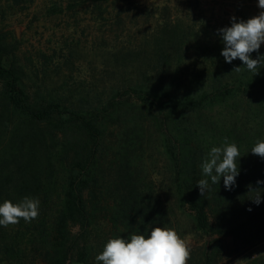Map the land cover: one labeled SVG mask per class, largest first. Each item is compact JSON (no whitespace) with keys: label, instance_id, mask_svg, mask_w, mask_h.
<instances>
[{"label":"trees","instance_id":"16d2710c","mask_svg":"<svg viewBox=\"0 0 264 264\" xmlns=\"http://www.w3.org/2000/svg\"><path fill=\"white\" fill-rule=\"evenodd\" d=\"M105 2L67 0L48 9L51 16L74 17L80 11L101 16ZM123 11L130 10L117 12L110 18L114 22L101 18L111 24L115 44L89 48L70 37L28 65L17 55V38L11 43L0 31V204L19 203L25 196L40 201L38 218L0 226L2 262L87 264L100 214L139 233L164 226L167 202L191 215L209 239L203 264H219L226 241L236 249L264 248V183L257 184L264 181V159L251 153L264 141V65L253 75L239 59L227 63L221 35L204 60V43L183 40L167 25L134 42L125 33ZM195 33L197 38L200 32ZM91 49L104 62L92 63V72L81 77L87 64L80 56ZM258 56H264L261 48L251 54ZM214 110L228 111L227 126L200 118ZM130 124L149 126L158 136L167 174L159 185L145 181L127 146L117 202L110 207L100 176L106 135L114 125ZM225 137L244 147L231 190L223 177L211 184L200 167ZM201 179L210 183L203 196ZM258 196L259 205L253 202Z\"/></svg>","mask_w":264,"mask_h":264},{"label":"rangeland","instance_id":"374dc122","mask_svg":"<svg viewBox=\"0 0 264 264\" xmlns=\"http://www.w3.org/2000/svg\"><path fill=\"white\" fill-rule=\"evenodd\" d=\"M63 1L23 0L17 5L13 0H0V31L7 33L11 43L15 44V37L17 38L19 49L16 52L24 64L28 65L29 60L37 63L41 52L51 55L52 50L57 47L56 44H64V41L70 37L78 40L81 46L89 48L115 44L109 32L112 26L107 22H114L115 20L111 21L110 18L115 19L117 12L122 10H130L122 12L125 33L133 35L131 38L128 36L129 40L140 43L145 34L151 33L158 26L167 25L185 36L186 39L183 40L193 39L191 42H194L197 39L204 43V60H206L209 59L208 46L219 38V29L231 26L233 16L238 22L258 15L261 11L258 8V0H108L101 9L104 14L101 16L100 11L94 14L80 11L74 17L69 16L68 13L51 16L48 8H51L55 2H61L65 6L67 0ZM101 18L108 21H102ZM195 32H200L197 38ZM260 48L264 51V44ZM80 60H85L87 64L85 69L83 67L84 74L81 75L83 77L92 72L89 69L92 63L96 61L99 64L103 63L104 57L100 52L91 49L80 56ZM235 105L238 111L242 112V103ZM254 105L257 106L258 103L254 102ZM200 118L207 123L210 119V122L218 126L221 124L227 126L226 124L229 123L226 110L205 112ZM191 119L197 121L198 118L193 116ZM241 122L244 121L239 119L240 124ZM127 146L132 152L131 158L136 160L135 165L140 167L139 173L146 179L145 181L159 185L167 174L161 141L149 126L145 125L141 129L133 124L112 126L106 135L105 152L100 168L102 186L107 192L105 202L110 207H114L117 202L115 194L118 195L120 188V178L125 164L123 155ZM243 149L244 147L239 151ZM167 206L169 213L165 216L164 226L157 225V227L173 228L181 238H187L191 246V258L188 264H203L206 243L209 239L199 231L191 215L172 210L170 202H167ZM99 217L93 227V255L87 264H102L97 262L95 257L102 252L110 238L129 239L132 234H142L147 237L151 229L156 227L148 226L145 230L141 229L136 233L104 219L102 214ZM225 245L227 251L219 264H264L263 246L236 249L229 241H226ZM0 264L46 263L0 261Z\"/></svg>","mask_w":264,"mask_h":264},{"label":"clouds","instance_id":"9594fccd","mask_svg":"<svg viewBox=\"0 0 264 264\" xmlns=\"http://www.w3.org/2000/svg\"><path fill=\"white\" fill-rule=\"evenodd\" d=\"M258 15L247 20L231 18V26L219 29L224 48L221 55L227 63L239 59L247 71L257 75L264 56L253 59L251 54L258 52L264 44V0H258ZM239 73L241 67L233 70ZM251 153L264 159V141H257ZM240 151L235 143H229L227 137L220 147H212L200 165L203 176L210 178L211 184H219L223 177L224 187L231 190L239 175L237 159ZM264 181H257V184ZM200 194L210 191L209 179L197 182ZM260 204V196L253 200ZM40 201L36 197L25 196L19 203L4 200L0 204V226L15 225L23 219L30 223L39 216ZM251 211V209H248ZM191 258V246L187 238H181L173 228L154 227L146 237L132 234L129 239L110 238L100 254L95 257L102 264H188Z\"/></svg>","mask_w":264,"mask_h":264}]
</instances>
